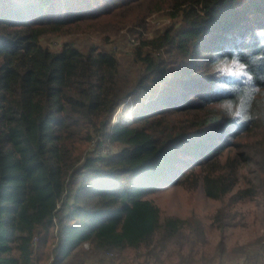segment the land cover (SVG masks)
Segmentation results:
<instances>
[{
    "label": "trees",
    "instance_id": "obj_1",
    "mask_svg": "<svg viewBox=\"0 0 264 264\" xmlns=\"http://www.w3.org/2000/svg\"><path fill=\"white\" fill-rule=\"evenodd\" d=\"M155 13L173 23L124 53L44 43L83 27L109 38ZM256 28L264 0H0V264H118L127 250L165 264L170 245L169 264L225 257L222 238L197 258L204 223L162 216L149 195L178 184L228 197L222 229L239 202L264 210V97L237 122L215 107L236 82L211 71L239 51L264 88ZM125 103L133 118L114 122ZM234 253L264 264V219Z\"/></svg>",
    "mask_w": 264,
    "mask_h": 264
},
{
    "label": "rangeland",
    "instance_id": "obj_2",
    "mask_svg": "<svg viewBox=\"0 0 264 264\" xmlns=\"http://www.w3.org/2000/svg\"><path fill=\"white\" fill-rule=\"evenodd\" d=\"M172 23L171 19L164 13H155L146 19L145 26L131 24L119 32L109 33V38H107L108 34L105 31L100 32L91 27H83L72 33L48 36L44 39V43L54 50H59L66 43H74L82 48L105 45L114 48L119 53H124L129 50V45L139 42L137 37L140 34L144 37H152L158 29ZM121 112H130L133 118V110L127 108L126 103L119 108L115 116ZM113 121L128 122L123 119L115 120V118ZM108 152H110V149ZM149 197L160 208L164 217L174 215L184 219H199L204 223L208 243L198 246L201 253L197 258L204 252L209 255L215 254L220 240L224 239L229 252L222 259L217 252L218 254L212 264H242L243 258L234 253V249L255 241L263 233L264 210L255 201L239 202L228 207V211L233 218L228 219L227 224L222 229L218 226L214 217L220 208L227 205L228 197L224 200L210 199L205 196L202 187L189 190L178 184L161 188ZM140 253L141 251L127 250L125 252L127 262H118V264H139L140 260L142 262L143 257L139 256ZM162 259L165 264L175 263L178 260L173 245H170L163 252Z\"/></svg>",
    "mask_w": 264,
    "mask_h": 264
},
{
    "label": "clouds",
    "instance_id": "obj_3",
    "mask_svg": "<svg viewBox=\"0 0 264 264\" xmlns=\"http://www.w3.org/2000/svg\"><path fill=\"white\" fill-rule=\"evenodd\" d=\"M255 35L264 48V28H256ZM251 61H264V52L251 56ZM211 71L236 82L234 86H228L232 95L218 101L215 107L237 122L246 119L247 109L256 96L264 97V88L255 84V73L250 71L249 62L241 59L239 51H233L231 55L216 56L211 62Z\"/></svg>",
    "mask_w": 264,
    "mask_h": 264
},
{
    "label": "bare ground",
    "instance_id": "obj_4",
    "mask_svg": "<svg viewBox=\"0 0 264 264\" xmlns=\"http://www.w3.org/2000/svg\"><path fill=\"white\" fill-rule=\"evenodd\" d=\"M131 118H132V114L130 112H121L120 114L115 116V120L123 119V120H126V121H130Z\"/></svg>",
    "mask_w": 264,
    "mask_h": 264
},
{
    "label": "crops",
    "instance_id": "obj_5",
    "mask_svg": "<svg viewBox=\"0 0 264 264\" xmlns=\"http://www.w3.org/2000/svg\"><path fill=\"white\" fill-rule=\"evenodd\" d=\"M242 264H244V262Z\"/></svg>",
    "mask_w": 264,
    "mask_h": 264
}]
</instances>
